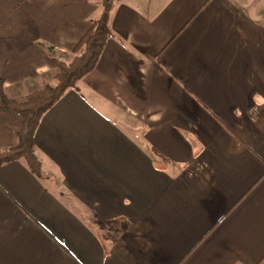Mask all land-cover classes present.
Returning a JSON list of instances; mask_svg holds the SVG:
<instances>
[{
  "label": "crops",
  "instance_id": "0c3cea01",
  "mask_svg": "<svg viewBox=\"0 0 264 264\" xmlns=\"http://www.w3.org/2000/svg\"><path fill=\"white\" fill-rule=\"evenodd\" d=\"M103 0H0V78L55 83ZM95 68L0 166V264H264V19L113 0Z\"/></svg>",
  "mask_w": 264,
  "mask_h": 264
},
{
  "label": "trees",
  "instance_id": "16d2710c",
  "mask_svg": "<svg viewBox=\"0 0 264 264\" xmlns=\"http://www.w3.org/2000/svg\"><path fill=\"white\" fill-rule=\"evenodd\" d=\"M113 0H103L104 10L90 21L89 27L71 49L72 57L63 61L55 51L52 61L56 68L55 83L24 96L7 97L0 78V166L22 160L31 172L40 176L41 163L35 152L34 135L42 115L92 71L109 37V9Z\"/></svg>",
  "mask_w": 264,
  "mask_h": 264
},
{
  "label": "rangeland",
  "instance_id": "374dc122",
  "mask_svg": "<svg viewBox=\"0 0 264 264\" xmlns=\"http://www.w3.org/2000/svg\"><path fill=\"white\" fill-rule=\"evenodd\" d=\"M251 8L258 17L264 19V0H237Z\"/></svg>",
  "mask_w": 264,
  "mask_h": 264
}]
</instances>
